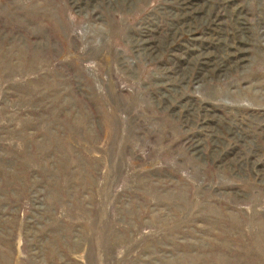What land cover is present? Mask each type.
<instances>
[{"label":"rangeland","instance_id":"1","mask_svg":"<svg viewBox=\"0 0 264 264\" xmlns=\"http://www.w3.org/2000/svg\"><path fill=\"white\" fill-rule=\"evenodd\" d=\"M0 264H264V0H0Z\"/></svg>","mask_w":264,"mask_h":264}]
</instances>
